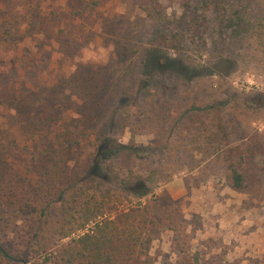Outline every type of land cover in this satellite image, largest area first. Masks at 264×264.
<instances>
[{"label": "rangeland", "instance_id": "rangeland-1", "mask_svg": "<svg viewBox=\"0 0 264 264\" xmlns=\"http://www.w3.org/2000/svg\"><path fill=\"white\" fill-rule=\"evenodd\" d=\"M183 2L83 0L81 9L77 0H0L5 19H30L36 9L47 21L43 33L28 30L14 49L0 45V132L12 140L6 151L0 147V169L8 174L0 183L7 201L0 243L10 254L34 246L27 234L37 215L44 221L37 236L49 244L70 228L62 226L67 205H60L77 194L83 183L75 174L108 139L143 152L101 158L86 194L102 200V217L136 201L146 207L155 225L152 264H264V0L224 13L240 14L246 29L238 34L214 9ZM146 49L165 50L185 70L149 65L142 84ZM48 141L66 147L63 163L76 182L66 189L68 179L50 183V193L32 202L23 192L28 184L58 179L36 168L39 158L49 165ZM250 145L253 155L241 163L246 187L237 192L224 151ZM127 180L147 193L124 191Z\"/></svg>", "mask_w": 264, "mask_h": 264}, {"label": "trees", "instance_id": "trees-1", "mask_svg": "<svg viewBox=\"0 0 264 264\" xmlns=\"http://www.w3.org/2000/svg\"><path fill=\"white\" fill-rule=\"evenodd\" d=\"M82 4L83 0H77ZM249 0H184L183 6L189 8L195 6L203 10H215L219 19V23H223V26L230 28L234 34L242 33L246 27L241 26L240 14L226 17L224 13L228 12L230 6L239 5L241 2H248ZM84 7L82 4L81 9ZM80 11V10H79ZM229 13V12H228ZM227 13V14H228ZM237 13V12H236ZM12 17V16H10ZM28 15L21 14L16 19L10 20L0 16V45H3L6 50L14 49L19 42L23 40L27 31H39L43 33L41 27L47 24L44 17L38 14V10L33 9ZM172 38V36H171ZM176 40V39H175ZM161 41V40H159ZM171 41V40H167ZM160 45L156 44L155 49H159ZM154 53L146 49L145 56L142 60L143 75L141 83L148 82L149 65H152V69L155 71L173 70L181 72L183 67L173 57L168 55L167 52L158 51ZM185 70V69H184ZM52 122V121H51ZM29 127V126H28ZM41 138V136L39 137ZM9 135L6 131L0 132V147H3L4 151L11 146ZM35 145V144H34ZM127 149L129 152L139 153L143 152V149L134 148L132 145L121 144L112 140L104 139L101 143H98L95 147V155L91 164L86 162L81 166L80 180L83 185L78 187V192L74 196L69 198H63L61 207L67 205V208H63L62 226L68 224L70 228L58 230V240L51 242L45 239H40L37 234L42 231L44 221L41 220V216L37 215L36 219H32L31 232L28 230V241H32V248L29 250H22L18 254H10L6 249L4 243H0V264L18 263L27 264L30 259L36 258L39 262L35 264H152L153 258L149 255L150 243L153 239L154 233V221L148 214V210L143 205L140 206L139 201H136L132 207L121 208L110 217H102L103 202L98 199L95 194H86L89 184H87L88 177H95L100 174L99 162L101 158H105L111 154H114L118 150ZM254 145L241 147H229L225 149L223 160L227 161L225 167L227 171V178L229 179L230 187L237 192H241L245 189L246 184L244 182V176L242 173L241 163L245 161L247 157L253 155ZM3 151V152H4ZM43 155L45 161L41 163V158L38 160V166L42 170L40 176L43 177L47 171L50 175H56L57 180L46 181L44 178L42 182L36 179L34 185L28 184V188L23 192L28 195L26 199H30L32 202H38L40 198L44 197V194L50 193L52 186L50 183L56 186H62L61 180L68 179V184L65 186L69 188L76 181H74V172L69 173L65 169L63 163V157L66 154V147L47 142L43 147ZM248 152V153H247ZM247 153V154H246ZM59 166H58V165ZM49 168L50 170H45ZM38 170V169H37ZM36 170V173H37ZM48 175V176H50ZM8 174L0 169V183L7 181ZM57 181H60L56 184ZM123 184V190L136 195L140 198L147 193V190L140 189L138 187L131 186L129 181H125ZM99 184L93 185L92 188L99 192ZM73 188V187H72ZM62 188L58 191L57 197L61 198ZM104 194L109 198L110 194L105 189ZM1 199V195H0ZM110 201V200H106ZM7 205L6 200H0V212H4V207ZM42 214V213H41ZM97 218V219H96ZM88 224H91L88 226ZM61 226V227H62ZM88 226V227H87ZM148 227H152L151 230ZM81 230V231H80ZM78 231V232H77ZM75 233L71 238L61 241L67 237L70 233ZM45 240V241H43ZM30 253V254H29Z\"/></svg>", "mask_w": 264, "mask_h": 264}]
</instances>
